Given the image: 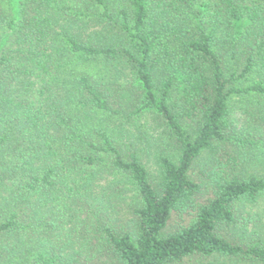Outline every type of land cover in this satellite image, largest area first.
<instances>
[{"label":"trees","instance_id":"obj_1","mask_svg":"<svg viewBox=\"0 0 264 264\" xmlns=\"http://www.w3.org/2000/svg\"><path fill=\"white\" fill-rule=\"evenodd\" d=\"M161 65L182 74L177 104L194 131L170 103L172 79L158 95ZM255 103L260 115L264 0H0V264H92L97 252L264 264V128L231 125L236 104ZM147 113L178 152H158L154 171L127 142ZM220 142L244 166L207 170L213 195L200 201L190 171Z\"/></svg>","mask_w":264,"mask_h":264},{"label":"rangeland","instance_id":"obj_2","mask_svg":"<svg viewBox=\"0 0 264 264\" xmlns=\"http://www.w3.org/2000/svg\"><path fill=\"white\" fill-rule=\"evenodd\" d=\"M171 56V55H169ZM171 57H169L170 60ZM162 66V65H161ZM165 66V65H164ZM162 70L159 72L158 77L156 79L157 84V93L159 96L162 95L163 87L169 79L173 80L172 86L170 88V103L178 115L181 122L184 124L186 129L188 131H194L197 127L196 121L192 118H188L184 116L181 107L177 104L179 102V98L181 97V91H182V74L180 71H174V66L170 68L168 66V69L165 70V68L162 66ZM171 69V70H169ZM127 87L128 91L126 92V98L128 100L130 99V94L133 97H136L135 99H132V102H138V96L136 94L141 91L138 87L132 85V82L128 84ZM136 92V94H135ZM237 99H234L235 101ZM248 101V100H247ZM237 106L234 108L232 112L231 117V125L234 129V133H242L244 131L249 133H253L254 135L257 134V130L253 129V126L257 125L259 122L264 128V119L260 120L259 117L264 118V112L259 113L254 109L255 107H258V104H250L246 106H241L242 104H236ZM133 107V106H132ZM244 109H248L247 112L244 111ZM181 111V112H180ZM134 118V117H133ZM130 119L132 122L131 124L127 123V128L130 129L131 135L128 136V143H131V145L134 144V146L139 150L140 156L142 160L146 163V165L152 169L153 171L156 169L155 165V155L158 152H164L166 154H173L177 152V148L174 145V142L171 139H168L167 134L163 131L164 126L163 123L156 118V116L152 113H147L141 117H137L136 119ZM133 125V126H132ZM239 147H236L235 145H232L231 143H223L220 142L216 152H205L203 155L196 160L194 163L190 175L191 177L202 184V190L199 195L200 201H203L209 196H212V189H211V180L208 176L207 170H211L212 167L216 166L218 167V164H225L229 160H231L233 157L238 156L239 152H241ZM242 157H246V154H243V151L241 152V161ZM241 161L235 164L233 160H231L230 164L228 165L229 168H238L241 169L244 165L241 164ZM260 167L258 166H251L250 168H246L245 170L247 173H252L259 171ZM231 170V169H229ZM233 171V170H232ZM262 173V172H260ZM131 205L128 201L125 200L124 204H121V201L118 205V212L120 209V221L123 223L130 222L131 219V213L130 209ZM264 208V203L259 205V207H255V213L257 211H261V209ZM178 218V216H177ZM186 221H190L192 218V214H185L184 216ZM175 225V223L172 225ZM171 228V229H172ZM234 237V236H231ZM95 238L93 241V245L95 243ZM244 241L243 243H246ZM96 253V252H95ZM98 257L92 261V264H112V261H110L109 256L107 254H99L96 253ZM175 264H257L252 261H250L247 258L243 257H223V256H206L201 254H194L191 256H188L184 258L182 261L177 262Z\"/></svg>","mask_w":264,"mask_h":264}]
</instances>
